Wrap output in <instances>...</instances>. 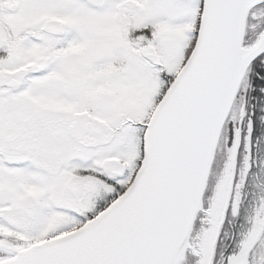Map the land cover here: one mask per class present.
Here are the masks:
<instances>
[{
    "label": "snow or ice",
    "instance_id": "snow-or-ice-1",
    "mask_svg": "<svg viewBox=\"0 0 264 264\" xmlns=\"http://www.w3.org/2000/svg\"><path fill=\"white\" fill-rule=\"evenodd\" d=\"M0 264H264V0H0Z\"/></svg>",
    "mask_w": 264,
    "mask_h": 264
}]
</instances>
